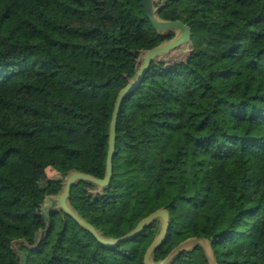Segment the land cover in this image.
<instances>
[{"label":"trees","instance_id":"trees-1","mask_svg":"<svg viewBox=\"0 0 264 264\" xmlns=\"http://www.w3.org/2000/svg\"><path fill=\"white\" fill-rule=\"evenodd\" d=\"M153 6L191 40L125 96L111 183L77 182L68 206L106 241L166 210L152 264L194 238L216 264H264V0ZM178 35L143 0H0V264H146L162 219L105 245L56 198L73 173L106 178L121 92ZM168 264L210 262L196 244Z\"/></svg>","mask_w":264,"mask_h":264},{"label":"water","instance_id":"water-1","mask_svg":"<svg viewBox=\"0 0 264 264\" xmlns=\"http://www.w3.org/2000/svg\"><path fill=\"white\" fill-rule=\"evenodd\" d=\"M143 3H144V8H145L147 17L149 18L151 24L153 25V27L157 31L166 32L169 30H176L179 33V35L174 41H172L168 44L162 45L158 48H154L151 51H149L145 56H143L142 59H143L144 63H143V66L137 75L135 82L128 85L121 92V94L118 98V101H117L116 109H115L112 124H111L110 146H109V153H108V159H107V176H106V178L104 180H97V179H94V178L87 176V175H84V174L73 173L68 178V180L65 184V190H64L63 194L59 198H56V201L59 203L60 207L65 212H67V214L72 216L83 227L87 228L95 236V238L99 242H101L102 244H105V245H114V244H117V243L125 241V240H130V239L138 236L140 234V232L144 228H146L150 223H152L153 221H155L157 219H162L164 221L163 231H162L160 237L150 247V249L148 250V252L146 254V258H145L146 264H152L151 257L153 255V253L155 252V250L164 242L165 237H166L167 232H168L169 214L167 213L166 210L162 209V210L154 213L153 215L149 216L146 220H144L141 224H139V226L136 228V230L133 233H131L129 236H127L121 240L106 241L99 235V233L97 232V230L93 226H91L90 224H88L84 220L78 218L70 210L68 203H67V200L71 195L73 186L79 181H89V182H92V183L99 185V186H107L111 183V181L113 179V173H114L113 156H114V152L116 149L117 123H118L120 110H121L122 103H123L125 96L129 92L133 91L139 85L142 77L147 72V70H148V68H149V66L153 60H155L158 57H163L164 55L169 54L170 52L177 50L181 46L188 44L191 40L192 33H191L190 28L187 25H185L184 23H182L180 21H162L157 17L158 10H154L153 0H143ZM196 244L203 245L210 264H216L215 260L213 258V255L210 251V247H209L207 241L205 239H199V238L190 239V240L184 242L183 244H181L180 246H178L169 255V257L167 258V260L163 264H168L175 255H177L178 253H180L182 251H185V250L192 248Z\"/></svg>","mask_w":264,"mask_h":264},{"label":"rangeland","instance_id":"rangeland-1","mask_svg":"<svg viewBox=\"0 0 264 264\" xmlns=\"http://www.w3.org/2000/svg\"><path fill=\"white\" fill-rule=\"evenodd\" d=\"M184 57H185V54L180 51V52H176L175 54H173L169 60L171 61L182 60L184 59ZM57 178H59V173L53 168H48L45 176L39 179V183H43L47 180L57 179Z\"/></svg>","mask_w":264,"mask_h":264}]
</instances>
